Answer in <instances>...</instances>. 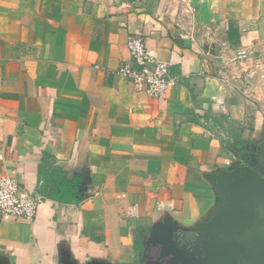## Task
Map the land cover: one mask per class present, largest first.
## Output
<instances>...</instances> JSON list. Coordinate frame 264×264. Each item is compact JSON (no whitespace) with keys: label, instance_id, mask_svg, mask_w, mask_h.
Segmentation results:
<instances>
[{"label":"crops","instance_id":"crops-1","mask_svg":"<svg viewBox=\"0 0 264 264\" xmlns=\"http://www.w3.org/2000/svg\"><path fill=\"white\" fill-rule=\"evenodd\" d=\"M158 1L0 0V175L42 198L32 219L0 215V264H143L153 227L195 236L212 173L264 158V96L244 84L264 10ZM132 33L175 77L162 99L118 73Z\"/></svg>","mask_w":264,"mask_h":264},{"label":"water","instance_id":"water-1","mask_svg":"<svg viewBox=\"0 0 264 264\" xmlns=\"http://www.w3.org/2000/svg\"><path fill=\"white\" fill-rule=\"evenodd\" d=\"M218 203L195 230L193 244L165 228L149 230L147 243L156 257L142 251L143 264H264V161L250 160L209 177ZM144 249V248H143Z\"/></svg>","mask_w":264,"mask_h":264},{"label":"built area","instance_id":"built-area-1","mask_svg":"<svg viewBox=\"0 0 264 264\" xmlns=\"http://www.w3.org/2000/svg\"><path fill=\"white\" fill-rule=\"evenodd\" d=\"M127 48L133 65H121L118 73L130 81L136 91L144 92L154 99L165 97L168 87L175 81L169 65L148 53L140 33L130 34ZM244 55V51L237 52L238 58ZM41 200V196L27 191L17 178L8 174L0 175V215L32 219L36 216Z\"/></svg>","mask_w":264,"mask_h":264},{"label":"rangeland","instance_id":"rangeland-1","mask_svg":"<svg viewBox=\"0 0 264 264\" xmlns=\"http://www.w3.org/2000/svg\"><path fill=\"white\" fill-rule=\"evenodd\" d=\"M200 3H203V9L264 10V0H159L157 5L163 7V9H172L173 11H175L177 9H195L196 6L198 7L200 5ZM261 18L263 17H257L260 23L258 25L257 34L254 38L250 39L247 44L248 56L246 58V64H248L249 69L251 68L250 70L252 71V73L248 71L250 82H246V80H244V84H251V88L255 89L252 90V94L255 95L256 93L260 92L259 95L264 96V21H262ZM255 19L246 20V22L244 23L245 27L247 28L246 30H249L251 28L255 29ZM193 32L194 34H197L198 37L205 43H207L211 47L214 46V49L217 46L219 47L223 39V30L215 29L211 24H197L194 26ZM233 50L234 49H232V52L228 54L230 56V59L239 61L241 58H238L237 52ZM225 52L227 53V51H224L223 53ZM240 67L241 66H239V68ZM232 69H234V67Z\"/></svg>","mask_w":264,"mask_h":264},{"label":"flooded vegetation","instance_id":"flooded-vegetation-1","mask_svg":"<svg viewBox=\"0 0 264 264\" xmlns=\"http://www.w3.org/2000/svg\"><path fill=\"white\" fill-rule=\"evenodd\" d=\"M259 157V161H264V158L263 157H261V156H258ZM193 236V235H192ZM146 241H147V237H146V240L143 242V245H142V247L144 248V249H142V251H144L145 252V254H147L149 257H156V254H157V248L156 247H154L152 244H150V243H147L146 244ZM196 241V236H193V237H190V236H188V235H184L183 236V239H182V243H187V244H193L194 242ZM178 258H179V260H178V262H177V264H192V263H196V262H194V261H188L187 259H186V257H184V256H178ZM162 264H167L166 262H162Z\"/></svg>","mask_w":264,"mask_h":264},{"label":"trees","instance_id":"trees-1","mask_svg":"<svg viewBox=\"0 0 264 264\" xmlns=\"http://www.w3.org/2000/svg\"><path fill=\"white\" fill-rule=\"evenodd\" d=\"M227 39L232 41L233 43H239L240 41V33L239 30L233 27L232 23H229Z\"/></svg>","mask_w":264,"mask_h":264}]
</instances>
